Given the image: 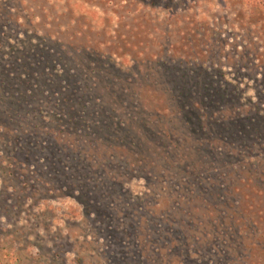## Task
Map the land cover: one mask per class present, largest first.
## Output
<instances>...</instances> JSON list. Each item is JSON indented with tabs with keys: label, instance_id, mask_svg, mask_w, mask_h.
I'll list each match as a JSON object with an SVG mask.
<instances>
[{
	"label": "rangeland",
	"instance_id": "rangeland-1",
	"mask_svg": "<svg viewBox=\"0 0 264 264\" xmlns=\"http://www.w3.org/2000/svg\"><path fill=\"white\" fill-rule=\"evenodd\" d=\"M136 2L0 0L14 15L0 32V198L64 182L61 198L3 216L2 264H264V59L245 53L251 34L225 10L247 1ZM208 24L218 107L199 82L188 102V80L159 54L187 58ZM25 155L28 169L15 167Z\"/></svg>",
	"mask_w": 264,
	"mask_h": 264
},
{
	"label": "trees",
	"instance_id": "trees-1",
	"mask_svg": "<svg viewBox=\"0 0 264 264\" xmlns=\"http://www.w3.org/2000/svg\"><path fill=\"white\" fill-rule=\"evenodd\" d=\"M132 1H134L135 3L136 1H139V0H132ZM140 1L149 2L150 0H140ZM154 1L155 2H149L150 6L145 4L146 7L155 8L156 1H159V0H154ZM161 1H169L170 3H176V0H161ZM239 1H243V0H239ZM246 1H247V7L242 10H235L231 7V4L227 3L225 6L226 8L225 10L227 13L226 17L230 19V22H236L234 26L238 27L239 29H242L243 31L250 32L251 40L248 43V45L244 47V51L249 56V58H252L253 62H257L260 59H264V43L261 37V31L264 30V0H246ZM3 13H8V12L3 8L1 10L0 32H1V28L4 29L7 26L11 27L12 18L14 16L11 13L7 14L6 16H2ZM164 13L167 14V12H164ZM169 13H170L169 20H172L175 17L181 18L182 20L186 18L183 12L181 14H179V12H169ZM253 27L255 28L254 32L252 30ZM216 31H217L216 25L212 26L211 24H208L207 27L206 26L197 27L195 29L194 35L196 36L198 41L195 42L192 38L187 37V46H186L187 58L181 56L180 60H174V56L170 54L172 46L168 47L167 50L159 53L161 58L164 57L165 59L168 60L169 65H166V66L171 68L169 70H172L174 72L173 75L180 77L182 79L188 80L189 83L187 84H190V85L187 86L188 87L187 89L181 90L180 92L184 95L185 99L190 103L193 101V98L195 96L193 93V89L196 88V85H195L196 82H199L202 84V88H203L202 90L203 93L201 94L203 96L202 98L204 99V98L211 97L210 99H207L209 100L208 104L213 103L215 107L216 106L218 107L221 105L220 103H218L217 100L214 99V95L211 96L212 93L210 91V88L212 86H216L219 88L217 90V93L220 94L219 98L221 100L224 101L226 99V96H227L226 94L221 96L224 93V91L220 89V87L223 88V86H222V82L220 83L216 80L215 71L209 67L206 68L208 59H212V58H208L209 55H214L216 52L210 40L211 37L216 36ZM44 40L50 41L48 37H45ZM227 46L228 44H226L225 49ZM225 49L222 50V55L225 54V51H226ZM77 51L78 52L80 51L82 54H84L87 57H89V55L91 54V51H89V48L87 47H84V48L79 47ZM236 51H239L238 48ZM40 56L42 57L43 62L46 56L47 65L49 64L53 65L56 63V61H60V58L58 56L54 55L53 53L47 50H45V52H40ZM172 62L179 63V64L172 65ZM178 74H181V76H179ZM259 75H260L259 73L256 74V76L253 77V79L258 80ZM67 76L70 79H72V87L74 88V91L72 92V94L74 93L75 95V93H77V91L79 90L78 88L79 85L76 81L73 80L74 76H71V73L68 72ZM56 78L58 79L59 88H61V82H63L64 78L62 77H56ZM174 78L176 79V77ZM190 86H192L193 88ZM187 101L184 104L185 106L183 107L184 109H186L187 107ZM16 163L17 164H15V167L18 164H20L23 168H27L29 164V158L27 155H25L22 158V160ZM0 166H1V162H0ZM12 169L13 170H10L9 172L14 173L15 172L14 168ZM57 175H58V172L57 174H55V176ZM18 177L19 176L16 177V181H18ZM37 177H40V174ZM37 180L40 181L44 185L42 186L44 188L43 192L39 191L40 189L39 186L31 187L27 183L21 184L18 188L17 186L7 187V189H10V187H12V189L16 191L18 190L22 194V196L19 197V203L15 205L11 203V198L9 196L0 198V202L2 203V206L0 207V209L2 208V211H0V227L6 228L4 227L3 222H2L3 216L6 215V217H12V218L16 215L20 216L22 213L23 207L27 205L30 199L36 200L37 203H43L46 201H50L51 199L61 198V196H59V194L55 192V191H59L58 189L62 185H64V182H62L61 179L49 178L48 180H42L41 178H37ZM74 188L75 187H71V189H74ZM26 189L29 190V193H28V190ZM85 192L86 194H88L87 200L92 201V199L94 198L91 196L92 195L91 192L87 189L85 190ZM50 193H54L55 196L53 197L50 196ZM5 211L8 213H6ZM11 215H14V216H11ZM98 216L99 218L106 217L105 214L103 213H99ZM95 221L102 223V219L92 220V222H95ZM3 230H6V229H3ZM117 240L120 241L119 239ZM259 249H263V252H264L263 246L259 245ZM0 264H2L1 259H0Z\"/></svg>",
	"mask_w": 264,
	"mask_h": 264
}]
</instances>
